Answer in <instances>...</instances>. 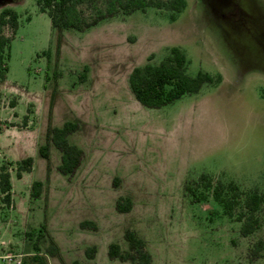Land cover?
I'll return each instance as SVG.
<instances>
[{"label": "rangeland", "instance_id": "374dc122", "mask_svg": "<svg viewBox=\"0 0 264 264\" xmlns=\"http://www.w3.org/2000/svg\"><path fill=\"white\" fill-rule=\"evenodd\" d=\"M105 1L81 6L83 17L90 22ZM5 8L17 13L18 27L0 83V164L12 181L10 205L0 202V264H38L35 246L44 264H132L107 254L112 243L127 251L126 230L144 241L151 264H264V250L249 255L264 240V0H186L175 21L147 8L81 32L52 29L35 0H0ZM172 47L186 55L189 75L221 82L146 108L128 76ZM66 122L76 125L68 140L82 155L63 176L49 132ZM28 157L31 171L17 179V163ZM203 174L259 191L254 234L240 235V208L229 217L210 192L194 200L188 188ZM34 181L42 184L37 198ZM119 198L130 199L128 213L116 211ZM51 242L54 256L46 253Z\"/></svg>", "mask_w": 264, "mask_h": 264}, {"label": "trees", "instance_id": "16d2710c", "mask_svg": "<svg viewBox=\"0 0 264 264\" xmlns=\"http://www.w3.org/2000/svg\"><path fill=\"white\" fill-rule=\"evenodd\" d=\"M99 0H35V5L40 13L46 14L50 20L51 28L57 31L74 30L83 31L98 21L111 17L117 13L130 15L136 11H144L147 8L163 10L168 13L171 21L186 8V0H106L104 8L95 9L94 17L88 22L80 10L83 5L91 6ZM18 27V15L10 8L0 11V83L6 80L8 73V61L10 57V43ZM11 31L10 36L4 34V29ZM48 52H43L47 55ZM221 82L220 75L212 76L206 72L198 71L194 76L188 73V60L184 52L178 47L169 49L165 57L158 63H146L143 66L132 69L128 76V86L135 100L142 106L150 109H160L187 95H195L206 85H217ZM76 129L71 122L64 123L61 127L52 128L49 132V142L57 149L60 156L58 171L63 176L73 174L81 160L82 152L71 144L69 135ZM48 144L39 148V155L46 159L48 157ZM33 160L28 157L17 163L15 176L21 179L23 173L31 171ZM194 189L188 188L194 196V200L204 202L207 198L206 192L211 193L213 201L223 208V212L232 217L237 208L241 209L238 215L241 221L239 229L242 237H248L259 229V211L263 197L257 189L242 192L233 184L216 182L208 175H200L194 183ZM42 184L34 181L31 186V196L39 197ZM199 189V190H198ZM12 181L11 175L5 164H0V202L9 206L11 203ZM198 192V194H197ZM196 194V195H195ZM132 203L128 198H119L115 209L119 213H128ZM92 226L89 222L80 223L81 228ZM124 240L127 243V251L122 252L119 245L112 243L108 247V257L130 261L132 264H151V256L145 249L144 241L134 232L126 230ZM35 255L32 260L38 264H44L39 250L35 246ZM264 250V240L255 242L249 255L256 259ZM48 256L58 253V247L51 242L47 247ZM96 253L95 247H88L85 256L93 259ZM71 264H80L76 261Z\"/></svg>", "mask_w": 264, "mask_h": 264}]
</instances>
